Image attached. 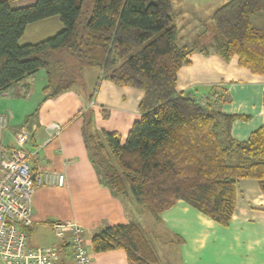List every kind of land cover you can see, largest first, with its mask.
Returning a JSON list of instances; mask_svg holds the SVG:
<instances>
[{
	"label": "trees",
	"instance_id": "1",
	"mask_svg": "<svg viewBox=\"0 0 264 264\" xmlns=\"http://www.w3.org/2000/svg\"><path fill=\"white\" fill-rule=\"evenodd\" d=\"M14 2L0 0V93L44 70L43 92L53 98L81 82L85 67L100 68L117 86L143 91L140 119L123 143L118 133H89L90 122L85 124L91 159L113 192H131L155 216L181 199L223 226L234 210L237 180H257L264 194V125L235 141L229 129L236 115L221 113L211 94L201 104L176 88L177 71L195 49H210L224 60L236 55L240 66L264 74V31L250 23L264 12V0L227 1L211 15V33L190 47L175 43L170 0ZM53 16L62 23L59 32L19 44L28 24ZM91 244L94 252L123 249L129 264H158L134 223L108 226Z\"/></svg>",
	"mask_w": 264,
	"mask_h": 264
},
{
	"label": "crops",
	"instance_id": "2",
	"mask_svg": "<svg viewBox=\"0 0 264 264\" xmlns=\"http://www.w3.org/2000/svg\"><path fill=\"white\" fill-rule=\"evenodd\" d=\"M35 1L15 0L14 6H27ZM170 1L176 26L175 43L190 47L199 35L211 33V15L229 0ZM250 23L254 29L264 31V12L253 15ZM30 28L38 32L32 31L25 40ZM50 28L51 31H45ZM61 29L57 16L30 23L19 44L41 41ZM188 59L177 71V90L189 92L197 100L222 94L219 111L237 116L229 129L233 140L245 141L264 125V74H255L240 66L236 55L224 60L210 49L207 52L195 49ZM81 79L82 82L75 83L66 92L46 98L43 90L47 76L44 70H38L0 93V113L8 118L2 144L12 146L15 134L23 130L28 135L25 149L37 150L28 159L33 178L43 179L44 175L55 173L64 176L62 186L35 185L34 223L29 230L46 226L52 231L49 223L76 222L83 229L92 264H129L123 249L94 252L91 244L93 235L106 227L129 223L143 230L158 264H264V194L255 179L237 180L235 206L227 226L181 199L158 216L142 204L153 216L148 217L131 192L119 195L108 187L106 177L91 159L85 124L90 122L89 133L101 130L118 133L123 143L132 124L140 119L138 105L143 91L117 86L103 77L98 67H85ZM50 123L63 126L60 134L52 139H48ZM220 123L224 127L223 120ZM148 218L153 222V230L143 226ZM148 230L162 244L161 252L150 240ZM52 234L55 240L50 244L34 247L57 246L66 253L67 245L53 231ZM62 259L63 264H71L69 257L62 256Z\"/></svg>",
	"mask_w": 264,
	"mask_h": 264
},
{
	"label": "built area",
	"instance_id": "3",
	"mask_svg": "<svg viewBox=\"0 0 264 264\" xmlns=\"http://www.w3.org/2000/svg\"><path fill=\"white\" fill-rule=\"evenodd\" d=\"M212 97L213 106L218 107L217 94ZM206 99L199 102L204 104ZM63 126L50 123L47 127L48 139L57 137ZM8 129V118L0 113V264H63L62 256L69 257L71 264H92L85 245L81 226L74 221L49 223L55 237L67 245L62 253L57 246L34 247L28 244L27 231L32 227V195L36 184H64L61 173L46 174L33 178L28 159L37 150L28 151L25 143L28 135L23 130L14 136L12 146L2 144V135Z\"/></svg>",
	"mask_w": 264,
	"mask_h": 264
},
{
	"label": "rangeland",
	"instance_id": "4",
	"mask_svg": "<svg viewBox=\"0 0 264 264\" xmlns=\"http://www.w3.org/2000/svg\"><path fill=\"white\" fill-rule=\"evenodd\" d=\"M32 31H34L35 33L38 32V30H36L34 28H30V30L24 36V39L25 40H27L28 38H30L31 33H33ZM45 31H51V28L48 29V30H45ZM54 34H56V33H54ZM43 36H47V35H43ZM49 37H51V36H49ZM45 38H48V37H45ZM19 43H20V41H19ZM139 206H140V209L143 210V212L145 213V215H148V217H153L149 212H147L145 210V207L142 204H139ZM140 218L142 219L144 217H140ZM150 219L151 218H148V223L145 221V223H144L143 226H145L144 228H150L149 230H151V228H152V230H153V228H154V226L152 224L153 222H151ZM149 230H148V233L147 234H148L150 240L154 243L155 248H157V250H159V252H161V250H162L161 249L162 244L154 236H152V234L150 233ZM27 237H28V244L31 245V246H44V245L50 244V242H52L53 240H55V238H54V236L52 234V231L48 227H46V226L45 227L38 228V229H36V230H34L32 232L30 230H28L27 231Z\"/></svg>",
	"mask_w": 264,
	"mask_h": 264
}]
</instances>
